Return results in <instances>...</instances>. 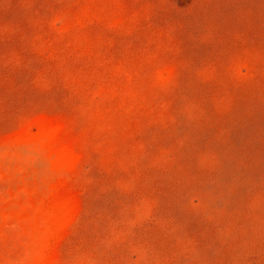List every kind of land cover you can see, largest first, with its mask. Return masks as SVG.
Wrapping results in <instances>:
<instances>
[{"label": "rangeland", "instance_id": "rangeland-1", "mask_svg": "<svg viewBox=\"0 0 264 264\" xmlns=\"http://www.w3.org/2000/svg\"><path fill=\"white\" fill-rule=\"evenodd\" d=\"M0 264H264V0H0Z\"/></svg>", "mask_w": 264, "mask_h": 264}]
</instances>
